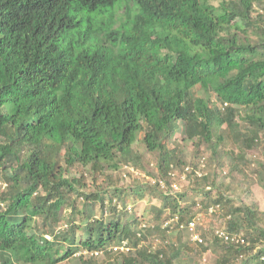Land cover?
Wrapping results in <instances>:
<instances>
[{"label": "trees", "instance_id": "obj_1", "mask_svg": "<svg viewBox=\"0 0 264 264\" xmlns=\"http://www.w3.org/2000/svg\"><path fill=\"white\" fill-rule=\"evenodd\" d=\"M259 2L0 0V264H61L79 252L84 264H173L183 250L264 264V211L225 194L264 186ZM181 124L195 154L209 152L202 176L172 139ZM123 165L152 174L139 199H159L141 232L145 219L118 187ZM187 165L185 190L160 186ZM224 174L230 182L217 185ZM201 200L220 205L247 243L206 236L196 246L162 228L170 216L189 221ZM153 235L167 242L149 252L141 244ZM126 241L130 250L110 257Z\"/></svg>", "mask_w": 264, "mask_h": 264}, {"label": "rangeland", "instance_id": "obj_2", "mask_svg": "<svg viewBox=\"0 0 264 264\" xmlns=\"http://www.w3.org/2000/svg\"><path fill=\"white\" fill-rule=\"evenodd\" d=\"M264 7V0H260V2L257 4V11L261 12L262 8ZM124 12V8L119 10V14H122ZM197 94L198 95H203V91L202 89L198 88L197 90ZM210 97L212 98V100H215V95L213 93L209 94ZM184 135V127L183 124H181L179 130L174 134V136L172 137V139H177V142L182 143L183 146V152H184V158L186 159V161L188 163H193L195 162L196 164L199 163V161L203 158L209 155L208 151H202V154L199 153V155L195 154L194 151V145H193V141L192 140H184L183 136ZM145 153V159L149 161V164H145L146 167H148V169H151L154 173L157 172V167H156V163H157V157L155 154L153 153H149L147 151H143ZM262 158L263 156L261 154H259ZM145 163V162H144ZM143 163V164H144ZM131 167H134L135 169H139L140 171H142L143 173H145L146 175H152L149 174L148 172H146L145 170H143L142 168H137L133 165H128ZM122 169V170H121ZM121 169L119 171H122V176H120V174L117 172V175L120 176V180L117 181L118 183V187H120L121 189H125V192L127 191L129 193V200L131 202V204H133L134 210L137 211V213H139L140 215H142L143 219H145V222L150 223V221L153 220V216H154V211L152 210V206L156 205V203H159V199L155 198L154 200H152V202L154 204H150L149 200L146 199H139L138 196V192H137V186L140 187L141 182H146L145 178H134L133 174L131 172H127V177H124L123 173L126 171L124 165L121 167ZM251 171V169H250ZM75 173V171H74ZM233 176L240 178V174L239 173H235L233 174ZM230 179L226 178L225 174L224 176H218L217 180H216V184L220 185V183H229ZM89 181L92 182V178H89ZM185 180L181 181V189H186V187H188V183L184 182ZM245 188V187H243ZM249 189H245L242 192L240 191L239 193H235L231 190H228L225 192V194L231 196L232 198H234V201L236 204H239L240 201L241 202H245V203H255L258 208L262 211H264V186L260 185V184H252L250 187H248ZM5 184L3 179L0 176V193L5 191ZM129 189V190H128ZM217 190V189H216ZM218 192L220 191V189L217 190ZM195 199H197V196H195V194L192 195ZM238 196V197H237ZM146 197V196H145ZM150 195H147V198H149ZM236 197L238 198L236 200ZM197 201H200V199H198ZM203 201V200H201ZM207 202V204H206ZM206 202H201L205 205V207L208 206V201ZM1 208H5L6 205L0 204ZM223 207V206H222ZM223 210V208H222ZM133 211V210H132ZM226 214L223 210V212L219 213V216H211L208 215L206 213L205 210L202 211V225L203 226H207L209 227V229L213 228V227H217L220 225H225L226 224V218H225ZM201 226L203 228V236L204 238L206 236L210 237L211 232H208L206 230H204V227ZM227 227V226H226ZM212 231V230H210ZM205 232L207 234H205ZM184 236V240H188L189 239ZM81 234H78V239H80ZM190 243H192L194 245L193 242L189 241ZM115 246V245H114ZM197 246V245H196ZM113 248V247H112ZM121 250L115 251L114 249H112V253L110 254V257H115L116 255H118L120 253ZM81 252L77 253L76 256L74 258H72L69 261L63 262L61 264H84L83 260L81 259L80 255ZM82 254V253H81ZM83 257L87 258L89 257L88 254L83 252ZM99 258L94 259L96 261V263H101V261H103V259L105 258V256H103L102 254L98 255ZM173 264H215V257L213 255V253L210 250L207 251H200V252H189L187 250H183L181 255L178 257V259L173 263Z\"/></svg>", "mask_w": 264, "mask_h": 264}, {"label": "built area", "instance_id": "obj_3", "mask_svg": "<svg viewBox=\"0 0 264 264\" xmlns=\"http://www.w3.org/2000/svg\"><path fill=\"white\" fill-rule=\"evenodd\" d=\"M225 105H227V103H225ZM205 157H203L200 161H199V168L196 170V173L197 175L199 176H202V172H201V169L203 167H205ZM126 171L123 173L124 177H127V172H131L134 176V178H145L146 181H153V177L149 176V175H146L145 173H143L142 171H140L139 169H135L134 167H131V166H124ZM191 169L190 166H186L184 171L182 173H179V172H171L170 175L173 177V180L172 182L170 183L169 187L167 186V183L165 180L163 179H159V183H160V186L162 188H164L165 190H168L170 192H179L181 190V181L182 180H185L186 179V173L189 172ZM220 205H211L209 207H205V205L201 202H197V204H195L193 206V212H194V216L189 220L187 221L186 223L185 222H182L180 223V219L179 217L176 215V216H170L169 218H167V220H165L161 226L162 228L164 229H168L169 228V232H177V231H182L185 233L186 237L189 239V241L193 242L195 245L199 246L201 244H204L205 242V238L202 234L203 232V228L201 226L202 225V211L205 210L206 213L208 215H217L218 213L221 212V209H220ZM128 210L130 212H132V207L129 206L128 207ZM179 222V223H178ZM148 226V223L145 222V221H142L139 226H138V230L139 232L143 231L145 228H147ZM204 227V230H207V227L206 226H203ZM210 231L211 232V235L213 237H218L220 239H223L224 241L226 242H232V243H236V244H246L247 243V240L245 238V233L244 232H230L227 227H226V224L225 225H220V226H217V227H213L211 228ZM139 237H142V234L139 233L138 234ZM153 245L149 246V243L146 241V240H142V244L141 245H146L148 248H149V252H155V249H156V246L158 244H162L163 242H167V241H163L162 239H160L158 236L156 235H153L152 238L150 237ZM113 249L115 251H118V250H126V251H129L130 250V247H129V244L126 242H124L122 245L118 246H114ZM95 255H99L98 252L94 253Z\"/></svg>", "mask_w": 264, "mask_h": 264}, {"label": "clouds", "instance_id": "obj_4", "mask_svg": "<svg viewBox=\"0 0 264 264\" xmlns=\"http://www.w3.org/2000/svg\"><path fill=\"white\" fill-rule=\"evenodd\" d=\"M227 104H228V103H227ZM225 106H227V105H225V104H224V106H223V107H225Z\"/></svg>", "mask_w": 264, "mask_h": 264}]
</instances>
